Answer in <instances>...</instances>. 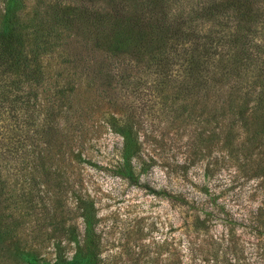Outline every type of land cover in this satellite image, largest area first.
I'll return each mask as SVG.
<instances>
[{
    "label": "rangeland",
    "instance_id": "1",
    "mask_svg": "<svg viewBox=\"0 0 264 264\" xmlns=\"http://www.w3.org/2000/svg\"><path fill=\"white\" fill-rule=\"evenodd\" d=\"M110 1L91 0L87 5L109 10ZM117 1L129 16L145 12L147 17L151 5L159 2L160 17L162 12L170 16L192 7L200 12L201 6L224 0ZM221 7L217 17L197 22L201 28H208L215 18L222 22ZM82 21L85 32L96 23L90 17ZM259 21L253 28L259 29ZM157 39L144 48L130 44L128 66L122 71L129 75L125 80L105 69L99 72L91 96L106 91L111 100L105 97L98 104L84 128L61 120L63 128H72L76 143L70 151L62 148L57 153L46 179L36 160L30 175H25L26 162L2 161L0 264H54L58 255L71 256L85 222L98 237L100 264H264V147L247 142L245 127L221 132L219 124L197 109L191 95L183 109L172 83L154 86L156 76L146 68V60L158 49ZM57 60L58 56L45 59L53 75L59 70ZM136 62L145 64L132 68ZM258 68L249 63L236 82L242 87V98H235L244 108L241 124L250 130V98L264 82V71ZM96 72L82 70L83 87H90ZM148 85H153L152 91ZM124 119L126 132L116 128L125 126ZM125 142L126 156L143 171L142 184L170 193L182 190L193 207L120 177L115 164ZM79 195L89 207L86 215L76 207ZM34 249L42 256L34 255Z\"/></svg>",
    "mask_w": 264,
    "mask_h": 264
},
{
    "label": "trees",
    "instance_id": "2",
    "mask_svg": "<svg viewBox=\"0 0 264 264\" xmlns=\"http://www.w3.org/2000/svg\"><path fill=\"white\" fill-rule=\"evenodd\" d=\"M87 1L91 3V0H0V192L5 184L1 179L2 161L7 158L26 162L25 175L31 174L35 160L40 162L46 179L57 153L62 148L70 151L76 143L72 128H63L61 120L70 121L69 126L84 128L86 118L98 104L105 97L108 102L111 100L106 91L91 96L97 89L94 81L99 72L105 69L110 76L115 73L125 80L129 75L122 71L128 66L130 52L126 51L130 44L144 48L156 36L158 49L146 60V68L156 76L154 86L172 83L183 109L191 95L197 109L219 124L221 132L229 134L233 131L227 130L245 127L247 142L264 147V82L258 85L256 96L250 98L254 129L241 124L244 108L235 102L236 97L242 98V87L236 84L242 70L251 63L264 71V21H259L264 18V0H224L223 4L203 5L200 12L192 7L189 12L180 10L176 15L162 12L160 17L159 2L151 5L147 17L145 12L129 16L117 0L110 1L109 10L89 7ZM219 7L222 22L215 18L208 28H201L197 22L206 20L202 17L213 19ZM89 17L96 23L85 32L82 20ZM255 21L261 23L259 29L253 28ZM53 56H58L54 64L59 69H55L54 75L45 65V59ZM142 64L145 62H136L132 68H142ZM88 69L97 72L91 76L90 87H83L80 73ZM52 77L54 81L50 80ZM223 79L229 82L227 86ZM59 82L62 85L58 88ZM133 86L140 87L137 81ZM149 86L153 85L147 87L152 91ZM124 110L127 111L125 107ZM124 120L125 126L116 127L117 130L126 132L129 128ZM122 151L123 156L115 164L120 177L175 199L180 205L193 207L182 190L170 193L142 184L143 171L126 156V142ZM8 192L13 195L12 186ZM77 197L76 207L88 214L84 197ZM83 228L75 252L71 256L58 255L54 264H100L98 237L92 224L85 222ZM33 253L42 256L39 249Z\"/></svg>",
    "mask_w": 264,
    "mask_h": 264
}]
</instances>
